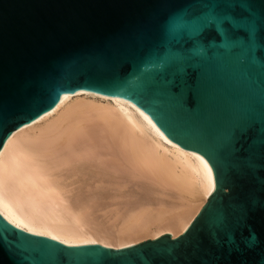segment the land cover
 Here are the masks:
<instances>
[{
  "label": "water",
  "instance_id": "obj_1",
  "mask_svg": "<svg viewBox=\"0 0 264 264\" xmlns=\"http://www.w3.org/2000/svg\"><path fill=\"white\" fill-rule=\"evenodd\" d=\"M77 89L140 106L215 189L179 235L120 248L0 213V264H264V0H0V151Z\"/></svg>",
  "mask_w": 264,
  "mask_h": 264
},
{
  "label": "bare ground",
  "instance_id": "obj_2",
  "mask_svg": "<svg viewBox=\"0 0 264 264\" xmlns=\"http://www.w3.org/2000/svg\"><path fill=\"white\" fill-rule=\"evenodd\" d=\"M214 189L202 154L168 140L137 104L89 89L66 92L0 151V213L68 244L177 236Z\"/></svg>",
  "mask_w": 264,
  "mask_h": 264
},
{
  "label": "rangeland",
  "instance_id": "obj_3",
  "mask_svg": "<svg viewBox=\"0 0 264 264\" xmlns=\"http://www.w3.org/2000/svg\"><path fill=\"white\" fill-rule=\"evenodd\" d=\"M73 178H74V179H73ZM68 180L71 181V183H73L72 185L75 184L76 186H77V185L79 186L80 184H82V182H83V183H86V182L88 181V180H86V181H85V180H79V181H78V178H77L76 176H72V177H70ZM73 180H74V181H73ZM72 181H73V182H72ZM77 182H78V183H77ZM79 183H80V184H79ZM75 185H74V186H75ZM98 202H99V204H98ZM100 203L103 204V205L105 204V203H103V201H97V203H96L97 206H96V204H94V203H93L94 206H92V208L94 207V208H93V211H95V212L98 213V214H99L100 212H102L101 209L103 208V207L100 208L101 206H103V205H101ZM98 206H100V207H99L100 209L97 208ZM95 208H96V210H94ZM97 209L100 210V211L97 212V211H98ZM147 238H149V237L147 236ZM144 239H146V238H144Z\"/></svg>",
  "mask_w": 264,
  "mask_h": 264
}]
</instances>
